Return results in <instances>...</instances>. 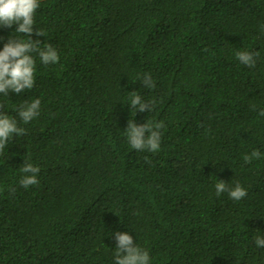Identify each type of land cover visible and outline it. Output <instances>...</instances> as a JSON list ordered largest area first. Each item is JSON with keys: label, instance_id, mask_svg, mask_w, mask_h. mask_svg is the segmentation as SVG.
I'll list each match as a JSON object with an SVG mask.
<instances>
[{"label": "trees", "instance_id": "1", "mask_svg": "<svg viewBox=\"0 0 264 264\" xmlns=\"http://www.w3.org/2000/svg\"><path fill=\"white\" fill-rule=\"evenodd\" d=\"M34 21L60 60L35 56L34 87L0 94L26 130L0 153V264H115L116 232L151 264H264V0H40ZM16 27L0 50L28 39ZM129 119L163 122L159 151L130 146ZM24 160L40 169L27 189ZM220 180L247 196H217Z\"/></svg>", "mask_w": 264, "mask_h": 264}, {"label": "clouds", "instance_id": "2", "mask_svg": "<svg viewBox=\"0 0 264 264\" xmlns=\"http://www.w3.org/2000/svg\"><path fill=\"white\" fill-rule=\"evenodd\" d=\"M39 6L40 0H0V27L11 28L15 24L17 25L15 33L28 37L27 40H23L13 35L4 44L3 49L0 50V94L8 96L10 91L20 94L34 87L35 56H39L41 63L44 65H54L60 60L57 49L51 44H45L41 48L39 39H31L33 34L36 37L44 36L42 30L38 28L34 30L33 28L34 16ZM258 55V52L239 51L236 53V58L241 64L254 68ZM141 83L145 88L155 87L149 73L144 74ZM40 105V99H34L30 103L21 105L17 112L19 120L24 124L31 122L39 116ZM129 105L132 111L135 110L136 114L137 111H153L154 102H145L139 94L133 92ZM0 108H2V105H0ZM259 115L264 116V110L260 111ZM163 127L162 121L152 123L147 120L146 123L138 125L134 122V119H129L125 132L133 149L155 153L160 150L161 132L159 129ZM25 132L26 130L23 127L18 126L17 119L11 118L0 111V153L3 152L14 135H23ZM261 155L258 150H254L250 155H245L243 159L245 163H251L253 160L261 158ZM24 161L21 171L25 175L22 176L19 184L27 189L29 186L39 184L37 173L40 169L27 160ZM215 188L217 196L227 192L229 197L235 201L245 198L248 194L239 182L233 188H229L226 182L220 180ZM114 235L116 240L115 264H151L149 252L134 243L130 234L116 232ZM255 244L257 247H264V238L257 237Z\"/></svg>", "mask_w": 264, "mask_h": 264}]
</instances>
